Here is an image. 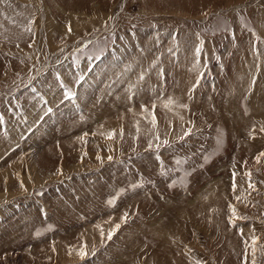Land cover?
Segmentation results:
<instances>
[{
    "label": "rangeland",
    "instance_id": "rangeland-1",
    "mask_svg": "<svg viewBox=\"0 0 264 264\" xmlns=\"http://www.w3.org/2000/svg\"><path fill=\"white\" fill-rule=\"evenodd\" d=\"M262 129L264 0H0V264H264Z\"/></svg>",
    "mask_w": 264,
    "mask_h": 264
},
{
    "label": "snow or ice",
    "instance_id": "snow-or-ice-1",
    "mask_svg": "<svg viewBox=\"0 0 264 264\" xmlns=\"http://www.w3.org/2000/svg\"><path fill=\"white\" fill-rule=\"evenodd\" d=\"M262 131H264V129H262ZM260 155H264V153H261ZM257 159H259V157ZM233 211H235V209H233ZM109 238L111 237L109 236ZM81 255H84V253H81Z\"/></svg>",
    "mask_w": 264,
    "mask_h": 264
}]
</instances>
